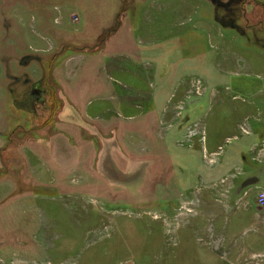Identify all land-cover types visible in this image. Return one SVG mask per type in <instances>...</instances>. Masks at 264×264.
I'll list each match as a JSON object with an SVG mask.
<instances>
[{
  "label": "rangeland",
  "instance_id": "rangeland-1",
  "mask_svg": "<svg viewBox=\"0 0 264 264\" xmlns=\"http://www.w3.org/2000/svg\"><path fill=\"white\" fill-rule=\"evenodd\" d=\"M262 194L264 0H0V264H264Z\"/></svg>",
  "mask_w": 264,
  "mask_h": 264
},
{
  "label": "flooded vegetation",
  "instance_id": "flooded-vegetation-1",
  "mask_svg": "<svg viewBox=\"0 0 264 264\" xmlns=\"http://www.w3.org/2000/svg\"><path fill=\"white\" fill-rule=\"evenodd\" d=\"M214 1L217 2V5L223 8L224 13L228 15V11L230 10V7L232 6L233 3H235L236 0H214ZM28 60L29 62L31 61V59L29 58ZM19 83H20V80L19 81L15 80L16 85H18ZM23 84L29 85L28 87L29 89L24 91L20 96V100H21L20 102H22L25 105V107L28 109L27 113L31 114V116L35 119L39 113V110L42 108H45V110L48 109L49 113L53 111V106L52 107L46 106V104L48 103V98H49L48 88L41 87L40 81H35L34 83L25 81L23 82ZM50 103L53 105V101Z\"/></svg>",
  "mask_w": 264,
  "mask_h": 264
},
{
  "label": "crops",
  "instance_id": "crops-1",
  "mask_svg": "<svg viewBox=\"0 0 264 264\" xmlns=\"http://www.w3.org/2000/svg\"><path fill=\"white\" fill-rule=\"evenodd\" d=\"M31 62L32 61H30L29 63H31ZM28 82H30V81H28ZM67 167H69V166H67ZM70 167H73L74 169H76L75 171H79V169L82 168L83 166L80 164V161H76V162L72 163V165ZM41 178H43V177H41ZM76 200H81V201L84 200V194H82L80 196V198H79V196L78 197L76 196Z\"/></svg>",
  "mask_w": 264,
  "mask_h": 264
},
{
  "label": "built area",
  "instance_id": "built-area-1",
  "mask_svg": "<svg viewBox=\"0 0 264 264\" xmlns=\"http://www.w3.org/2000/svg\"><path fill=\"white\" fill-rule=\"evenodd\" d=\"M263 200H264V195L262 194V195H260V197H259V201H260V202H263Z\"/></svg>",
  "mask_w": 264,
  "mask_h": 264
},
{
  "label": "water",
  "instance_id": "water-1",
  "mask_svg": "<svg viewBox=\"0 0 264 264\" xmlns=\"http://www.w3.org/2000/svg\"><path fill=\"white\" fill-rule=\"evenodd\" d=\"M29 60L27 59V60H25V63H27Z\"/></svg>",
  "mask_w": 264,
  "mask_h": 264
}]
</instances>
